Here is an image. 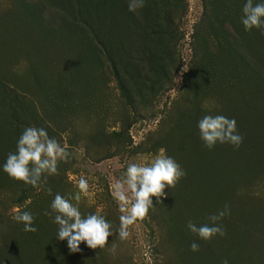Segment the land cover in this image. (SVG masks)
<instances>
[{
  "label": "rangeland",
  "instance_id": "obj_1",
  "mask_svg": "<svg viewBox=\"0 0 264 264\" xmlns=\"http://www.w3.org/2000/svg\"><path fill=\"white\" fill-rule=\"evenodd\" d=\"M245 3L145 0L132 12L128 0H0V264H264V35L245 31ZM205 115L235 119L239 149H207ZM27 127L69 153L39 190L3 171ZM161 149L186 175L122 240L115 182ZM82 177L81 214L102 215L113 235L72 253L43 213ZM225 205L224 237L189 231Z\"/></svg>",
  "mask_w": 264,
  "mask_h": 264
},
{
  "label": "clouds",
  "instance_id": "obj_2",
  "mask_svg": "<svg viewBox=\"0 0 264 264\" xmlns=\"http://www.w3.org/2000/svg\"><path fill=\"white\" fill-rule=\"evenodd\" d=\"M145 6V0H128L129 11L136 12ZM241 23L245 31L259 30L264 35V2L254 3L246 0L242 9ZM200 138L209 150L219 143L230 144L239 149L243 137L237 132L235 119L223 115H205L198 122ZM164 149L152 161L146 163H130L124 175L115 182V198L119 202L120 228L119 238L126 239L130 235L129 229L138 221L146 218L149 210L156 203L161 204L162 198L166 199L165 189H174L186 175L180 165L164 154ZM69 153L65 146H61L54 138H50L43 128L27 127L18 139L15 153H9L3 165V171L10 179L22 182L26 186L40 189L47 183V178L58 174V164L67 161ZM88 181L83 177L78 182L79 191L69 198L56 194L50 211L43 214L53 219L58 225L57 238L67 241V246L72 253L80 251L81 243L90 249H104L109 237L113 235L111 225L102 215L81 214L78 204L81 193L88 191ZM51 195V188L47 189ZM77 203L73 204L71 201ZM13 219L23 224V231L36 233L34 216L28 211L15 210ZM226 215H230V207L225 205L223 210L208 217L209 223L197 225L189 221V231L204 242H210L217 235L224 237L226 232L219 223ZM193 252L199 251V245L193 242ZM228 264V261H223Z\"/></svg>",
  "mask_w": 264,
  "mask_h": 264
},
{
  "label": "trees",
  "instance_id": "obj_3",
  "mask_svg": "<svg viewBox=\"0 0 264 264\" xmlns=\"http://www.w3.org/2000/svg\"><path fill=\"white\" fill-rule=\"evenodd\" d=\"M122 91H125V88L124 87H121Z\"/></svg>",
  "mask_w": 264,
  "mask_h": 264
}]
</instances>
